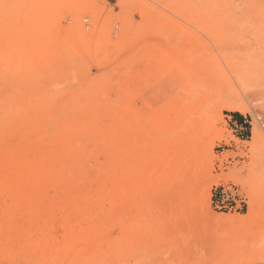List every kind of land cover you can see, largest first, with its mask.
Wrapping results in <instances>:
<instances>
[{
  "label": "rangeland",
  "instance_id": "rangeland-1",
  "mask_svg": "<svg viewBox=\"0 0 264 264\" xmlns=\"http://www.w3.org/2000/svg\"><path fill=\"white\" fill-rule=\"evenodd\" d=\"M0 53L1 136L84 121L68 180L27 186L43 197L16 213L0 189V246L43 225L59 256L0 264H264V0H0ZM120 173L133 192L110 204ZM87 225L120 238L112 258H68Z\"/></svg>",
  "mask_w": 264,
  "mask_h": 264
},
{
  "label": "bare ground",
  "instance_id": "bare-ground-1",
  "mask_svg": "<svg viewBox=\"0 0 264 264\" xmlns=\"http://www.w3.org/2000/svg\"><path fill=\"white\" fill-rule=\"evenodd\" d=\"M42 37L45 38L44 35H42ZM44 38L38 40V44L40 45L38 56L40 59H46V49L45 48L47 47V45H45L46 41L44 40ZM85 51L86 50L83 47L78 48V49L75 48L73 53L77 52V56H78L79 52H85ZM85 53H84V55H85ZM81 55H82V53H81ZM84 55H82V56H84ZM2 58H3V56L0 53V61L2 60V62H0V64H1V66L2 65L4 66L5 63H4ZM18 59L19 58H17L15 60L17 63H18ZM18 66L20 69L26 68V65H22L21 63H18ZM174 105H175V103H174ZM174 105H173V107H174ZM178 109L183 110L185 114L187 111H190V110H187L188 108L186 109L185 104L184 105L182 104L181 106H179ZM106 114H109V113H106ZM66 117L67 118L65 121L68 122L66 128L64 127L65 122H62L60 125L58 123L57 127L59 130H57V133L55 134L56 136H51L50 138H45L44 135L42 133H40L39 131L33 132V133H27L25 136L18 137V138L17 137L16 138L15 137L8 138L7 136H1L0 135V189L4 190V192H6V194H8L7 197H9L8 198L9 200L10 199L12 200V202H10L9 205L7 206V207L11 206V207H9L10 212L16 213V210L18 209V205H20V204H18V205L16 204L17 199L20 200L22 198L27 197L30 200H33V199L35 200L36 199L35 197H37V198L43 197V192L40 190H39V192L36 191L35 193L33 191L34 194H32V191L31 192L26 191V190H28V189H26L27 186L29 187V185H34L36 183H41V182L47 183V182H51V180L57 181V182L62 181V180H68L69 175L67 176L66 173L64 172V168L66 166L64 167L63 164L69 165L70 162H72L73 164L77 163V164L81 165V162L78 161L79 159L73 157V155L71 153L74 149H78V147H70V146L63 147V145H61V143L64 142V139L67 140V137L74 136L75 134H77L79 132L78 128L79 127L81 128V126L84 125V121L80 120L79 122H77L75 119H73V117L71 115L70 116L67 115ZM109 120H111V119L109 118ZM109 120H108V122H109ZM138 121L141 124L144 123L143 122L144 119L143 118L141 119V117H139ZM111 125L113 126V120H111ZM89 128L90 127H88V129ZM64 131L66 133H63ZM130 146L132 149L135 148L134 143H133V145H130ZM101 148L102 147H100V149ZM103 150L104 149H102L101 151H103ZM106 151L107 150H105L103 154H105ZM31 153L35 155V160H30L28 158L29 157L28 155H30ZM106 153H109V152H106ZM108 155H106V156H108ZM108 158H109L108 160L110 161L111 156ZM105 160L108 161L106 159V157H105ZM119 160H118V163H119ZM92 161H94V160H92ZM73 164H71V165H73ZM75 170L78 171V168H75ZM82 170L83 169H81V171ZM113 174H114V171H113ZM123 176H125V175L120 173V176L115 175V177H113L111 175V176H105V178H103L105 180V181L103 180L104 183L106 181H107V183L108 182L112 183L111 188L109 189L110 197H107V198H111L110 204L114 203L115 197H118V200L120 197L128 198L127 196L131 194V191L133 192V190L131 188H129L128 183L125 180H123ZM71 178H73L72 175H71ZM100 185L103 188V185L102 184H100ZM73 187L74 186L69 187V189H67V193L65 196H69V194L74 193ZM195 187L196 186H193V188L191 187L189 195H188L189 200L187 202V205H185V206H188L189 208L191 206L194 207L196 205L198 208L199 201L202 197V196H200V191ZM102 188L99 189L97 193L104 191V190H102ZM108 188H109V186H108ZM44 195H45V193H44ZM91 195H93V194H91ZM75 196H77V195H75ZM107 198H106V200H107ZM61 199H62V196H61ZM116 200H117V198H116ZM62 201H63V199L61 201L59 200V202L54 207L50 208V210L48 211L49 212L48 214L52 216V214H54L55 212H58L60 210L61 206H63V204H61ZM11 203H13V204H11ZM16 205H17V207H16ZM110 207H111V205H110ZM109 211H111V210H109ZM109 211L107 213L108 216L110 214ZM12 215H14V214H12ZM55 216H56V214H55ZM70 219H72V218H70ZM48 220H50V219L48 218L47 222H44L47 227L49 225H51L50 221H48ZM182 220H184V219H182ZM75 223H76V228H77V226L79 228V225L77 224V222H75ZM75 223L73 226H75ZM38 225H41V224H38ZM31 226L26 225V227H29L28 229H29V234H30L27 240L25 237V240H23L21 242L20 238H19V242L16 245L8 243V245L5 244L3 246H0V263H2L4 261H8V262L9 261L14 262L15 260L20 261V260H23L25 257L27 258V256L29 257L30 253H35V254L37 253L38 254L39 251H40V253L38 256L42 262L52 261L53 259H56L59 256V253H57L56 249L64 247V244L61 241L62 245H60V246L56 245L57 242L55 241V237L57 235L54 233L55 232L56 233L62 232L64 230L56 228V231L54 233L51 231L52 234H54L52 236L51 234H49L47 229L46 230L48 233L45 232L46 230L44 227H42L43 225L42 226L34 225L32 227ZM54 228H55V226H54ZM66 230H68V229L66 228ZM77 232L81 233L79 240H77L78 242L76 244L75 250L77 252L76 253L72 252L71 251L72 248H70L69 254L67 255L68 258H70V257L71 258H80V257L87 258V256H90L91 254H95L96 256L98 255L97 256L98 262L101 263L105 259L112 258L110 256L113 255V253H116V251H117L116 248L118 247V242H119L120 238L114 239L113 237H109V234H108V232H106L105 227H94V226H88L87 225V226H85V228H83ZM66 234H64V235H66ZM68 235H66V236H68ZM18 236L19 235L17 234V237ZM13 239H14V237H13ZM16 242L17 241H14V243H16ZM72 242H73V240H72ZM72 242H70V243H72ZM67 245H68V243H67ZM71 245H73V243ZM37 247H44V248H46V250L48 248V250L51 252H47V251L41 252V251H44L43 249L37 251ZM61 250H62V252H60V253H63L64 248L60 249V251ZM66 250H68V249H66ZM75 254H76V256H74ZM31 257L32 256L30 255L29 258H31ZM24 260L26 261V259H24ZM17 264H18V262H17Z\"/></svg>",
  "mask_w": 264,
  "mask_h": 264
},
{
  "label": "trees",
  "instance_id": "trees-1",
  "mask_svg": "<svg viewBox=\"0 0 264 264\" xmlns=\"http://www.w3.org/2000/svg\"><path fill=\"white\" fill-rule=\"evenodd\" d=\"M233 117L237 120L238 123H241L242 122V117L241 115H238V114H233Z\"/></svg>",
  "mask_w": 264,
  "mask_h": 264
}]
</instances>
